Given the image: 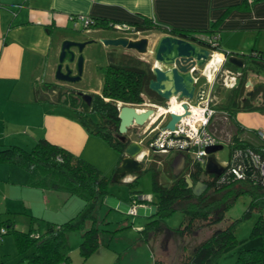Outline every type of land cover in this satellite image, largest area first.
Wrapping results in <instances>:
<instances>
[{"label": "crops", "instance_id": "1", "mask_svg": "<svg viewBox=\"0 0 264 264\" xmlns=\"http://www.w3.org/2000/svg\"><path fill=\"white\" fill-rule=\"evenodd\" d=\"M80 15L95 20L88 33L83 21L77 18ZM146 19L161 24L162 28L154 29L158 37L163 33H173L163 30L164 27L217 34L220 50L212 51L214 55H220L222 60L219 62L223 64L231 54L245 57V54L257 51L264 57V0H0V149L12 145L31 149L40 138L46 137L92 161L87 155L92 153L89 146L101 145V140L96 137L104 138L91 133L79 122L76 111L70 114L48 105L55 101H49L47 95L57 92L48 86L64 82L55 77L61 42L72 36L73 31L79 35L74 37L88 34L86 37L99 38L114 35L112 30L118 29L112 23L135 25ZM100 45L102 53H112L110 46ZM127 51L126 56H140L136 50ZM124 57L119 56L115 60L121 61ZM210 67L206 65V70L204 68L196 76L199 80L204 75L208 76L209 79L199 81V85L208 80V92H213L215 79ZM261 98L262 94L258 99ZM235 117L251 133L264 130V111L241 110ZM128 136L133 140L140 139L136 134L129 133ZM115 151L117 158L113 159V155L110 161L114 164L113 170L121 161V154ZM126 176L133 178L135 173ZM147 201L146 198L141 203ZM156 202L153 201L151 210L150 206L137 207V210L148 213L150 218L156 210ZM82 209L77 193L33 182L29 170L0 157V264H30L26 254L34 248L22 252L15 230L43 234L51 222L62 224ZM10 226L13 227L8 230ZM138 226L140 233L143 226ZM79 233L75 230L69 233L71 259L61 264L119 263L120 257L116 253L120 249L112 250L113 247L109 243L105 245L104 241L97 251L83 258L80 251L83 234L82 231ZM139 238L140 234L133 243L136 246L148 245L147 264H150L151 253L155 264L150 243Z\"/></svg>", "mask_w": 264, "mask_h": 264}, {"label": "trees", "instance_id": "2", "mask_svg": "<svg viewBox=\"0 0 264 264\" xmlns=\"http://www.w3.org/2000/svg\"><path fill=\"white\" fill-rule=\"evenodd\" d=\"M93 19V18H92ZM95 23V20H94ZM140 28L155 27L162 28L155 20H144L135 24ZM174 34L194 39L210 49H219L220 42L213 45L210 40L203 38V32H191L181 28H167ZM212 31V30H211ZM199 39V40H198ZM201 40V41H200ZM221 51L222 48H221ZM226 53L230 54L229 51ZM261 59L264 65V57L259 52L245 54L246 64L243 67L236 66L228 58L223 67L234 73H238V80L230 88L226 100L221 106H217L218 112L225 111L236 128L235 135L229 140L230 155L235 147L250 146L257 151H264L260 139L253 142L248 137H243L242 132L246 130L236 119V113L241 110L264 111V88H259L252 95L246 96V83L251 70V65L256 58ZM251 63V64H250ZM153 76L151 64L145 60L130 55L121 61H113L104 68V83L100 93L93 92L92 102L89 104L82 100L75 91H64L59 83H51L48 87L58 91V101L68 102L76 111V116L91 133L102 136L119 153L124 156L125 147L132 141L131 136L123 140L119 134L120 117L117 101L126 103H142L144 95L150 94L154 101L163 103L164 99L149 88V80ZM262 94L261 102H258ZM156 96V98H155ZM90 111L96 112L99 119H94ZM215 120V119H214ZM213 128V127H212ZM213 130V129H212ZM218 135V133L214 130ZM236 143V144H235ZM157 153V152H156ZM0 157L22 165L31 172L33 182H39L50 187H60L72 193L83 196L92 202L93 208L85 215L81 211L71 219L62 224L50 223L48 230L43 234L33 232H21L15 230L18 238V246L22 252L30 247L34 248L26 257L30 264H61L71 259V245L69 233L80 230L83 239L80 243V251L83 258H88L100 247V230L98 216L95 207L108 193V186L113 180L92 161L81 154H77L68 148L50 141L46 137L40 138L31 148L12 145L0 149ZM151 160L145 170L151 171L153 189L158 193L156 210L150 215L149 220L140 229V238L150 243L155 264H171L162 256L156 255V242L162 236V251H166L167 240L170 237L192 236L193 242L186 243L181 254V259L175 264H214L224 251L239 242L236 229L239 219L227 218V211L242 194L250 196V201L243 216L250 215L253 211L258 213L257 219L252 227L251 237L259 241L256 245L240 247L238 256L233 264H264V177L256 171H248L243 177L229 174L226 180L217 182L218 176L209 173L206 169L190 170L189 165L179 174L174 175L171 160L164 161V171L170 176L166 182L161 180V169L158 167L162 155ZM189 174L194 182L205 181L207 189L200 195H196L188 186L185 176ZM137 176L130 183L138 180ZM133 203H139L146 198L131 195ZM180 210L184 219L179 226H171L167 222V216L174 211ZM226 220L225 225L220 223ZM13 226L7 229H12ZM209 229L208 234L198 239L197 233L202 229Z\"/></svg>", "mask_w": 264, "mask_h": 264}, {"label": "rangeland", "instance_id": "3", "mask_svg": "<svg viewBox=\"0 0 264 264\" xmlns=\"http://www.w3.org/2000/svg\"><path fill=\"white\" fill-rule=\"evenodd\" d=\"M115 34H125V31L121 30H112ZM76 31H73L70 35L74 37L79 36ZM130 33V32H128ZM88 34L80 35V38H86ZM158 38V34L152 35L151 37V46H154L156 40ZM103 47L100 44L90 43L86 45L84 48V70L82 78L75 83L66 82L65 86L70 87H78L80 90H88V91H101L104 83V68L106 67V63L112 60L111 53H102ZM146 56V55H145ZM147 58H151L150 55H147ZM88 59H90L88 63ZM257 61H253L250 64L253 65L255 70H251L248 75V79H252V81H264V65L260 62L261 59L256 58ZM88 63V64H87ZM87 64V67H86ZM223 63L216 62L215 65L209 68L211 71L215 83H214V101L217 106H221L223 102L226 100L227 94L230 91V88L235 84V80L238 79V73L231 72L223 67ZM105 65V66H104ZM199 73V72H198ZM236 76V79H235ZM205 76L201 77L200 82L204 81ZM251 86H248L246 83V89L248 90ZM74 89V88H73ZM51 94V92H50ZM49 101L53 100L54 102H49L48 105L58 109L68 112L70 114H75V109L73 107H69L65 105L64 102L58 101V91L54 95H47ZM57 101V102H56ZM59 102V103H58ZM258 102H261L258 99ZM136 105L142 107V103H136ZM162 110L164 107H161ZM90 115L94 119H99V115L96 112L90 111ZM166 124V122L164 123ZM212 129L218 133V136L223 140L224 147L217 150L215 152V157L220 163H225L230 158V145L229 140L235 135L236 128L233 122L230 120L228 114L218 112L215 120L212 123ZM131 127L129 128V132H131ZM243 137H248L253 142L257 141L256 135L249 129L246 128L244 132H242ZM97 140H101V145L94 144L90 145L89 149H91L90 154L87 155L92 158L93 162L102 170V172L106 175L112 176L114 175L113 165L110 164V161L117 158L118 153L115 151V148L109 143L105 142L106 139H101L96 137ZM236 144V143H235ZM157 154L162 155L160 158V162L158 167L161 169V180L166 182L170 179V176L164 171V161L171 160L175 152L170 151L166 153H156L152 152L148 159L144 162L143 170L140 173H135V177L129 178V176L120 177L118 179H113L108 186V193L106 196L98 202L95 207L96 215L98 218V224L102 227L100 230V238L101 241H104V244L109 243L113 248L120 249L116 255L120 257L118 264H147L148 262V245L140 244L136 246L133 241H135L139 235V224L142 226L148 220V213H142L140 210H137V207L142 209L145 206H150L152 209L153 201H157L159 196L158 193L153 189L152 185V174L151 171L145 170L151 163V160H154L157 157ZM114 155L113 159L112 156ZM137 176L138 180L136 183L131 184L130 182L135 179ZM67 193L66 191H64ZM136 195L137 197L143 196L147 198L148 201L145 203L139 202L135 206V210L131 212V207H133V200L131 199V195ZM79 199L81 200L82 215H85L90 209L93 208L92 202L86 201L83 196L77 194ZM85 200H84V199ZM250 201V196L247 194H242L238 197L236 202L230 206L226 215L229 219H239V223L236 229V234L238 236L239 242L236 245L228 247L222 256L214 263V264H233L238 256V251L242 246L248 245H256L259 243L257 239H253L251 237L252 227L257 219L258 213L253 211L248 216H243L246 212L248 204ZM167 222L171 226H179L184 219V215L180 210L174 211L172 214L168 215ZM221 225L226 224V220H223ZM140 226V227H142ZM209 229L204 228L202 231L197 233L198 239L205 237L208 234ZM76 233H79L80 230L76 229ZM75 233H72L74 235ZM80 234V233H79ZM192 236L187 235L184 238L170 237L167 240V248L166 251H162V236L160 241L157 242L156 245V255L162 256L167 262L171 264L177 263L178 260L181 259V254L183 249L185 248L186 243L193 242ZM194 240H197L194 239ZM81 239L79 240V242ZM148 247V248H147ZM152 250H150V253ZM151 261L150 264H153V255L151 253Z\"/></svg>", "mask_w": 264, "mask_h": 264}, {"label": "water", "instance_id": "4", "mask_svg": "<svg viewBox=\"0 0 264 264\" xmlns=\"http://www.w3.org/2000/svg\"><path fill=\"white\" fill-rule=\"evenodd\" d=\"M94 24V23H93ZM92 25V24H91ZM85 26V31L91 30L90 26ZM117 29V28H115ZM119 30V29H118ZM125 34H115L110 36L96 37H65L61 42L58 63L55 70V77L64 82H77L82 78L85 56L84 48L90 43L102 44L103 46L122 47L127 50H137L141 53L149 52V38L134 37L131 35L134 30H122ZM130 32V33H128ZM199 40V39H198ZM201 41V40H200ZM152 65L153 76L149 80V88L156 92L167 102L174 98H189L199 100L206 93L205 82L201 86L195 73L199 68L205 66L213 56V51L200 44L194 39L186 38L174 33H163L160 35L154 45ZM228 59L238 67L246 64V58L238 54H231ZM194 67V68H193ZM248 86H251L246 92V96L252 95L259 88H264V81H252L248 79ZM88 103H91L93 95L82 90L78 91ZM184 106L188 109L187 104ZM120 126L119 134L123 140L127 139L129 128L132 125H145L156 110L153 107L139 110L133 104L124 103L119 108ZM188 111V110H187ZM181 115L177 112H170V119L166 123L167 127L174 128L175 123ZM148 133V132H147ZM149 134H144L147 138ZM158 135L155 132L144 142L138 140L130 141L125 147L124 156L116 167L113 179L125 176L127 173H140L144 164L139 159V155L145 150ZM224 144L218 143L208 147L209 159L207 162V171L220 174L225 166L215 157L214 153L223 148ZM187 163L186 153L178 151L175 153L172 161V171L174 175L181 174ZM188 186L192 188L196 195L202 194L208 187L205 181L194 182L189 176H185Z\"/></svg>", "mask_w": 264, "mask_h": 264}, {"label": "built area", "instance_id": "5", "mask_svg": "<svg viewBox=\"0 0 264 264\" xmlns=\"http://www.w3.org/2000/svg\"><path fill=\"white\" fill-rule=\"evenodd\" d=\"M77 18L83 21L85 26L94 23V19L84 15H80ZM111 25L119 30L135 31L137 28L136 25L125 22L112 23ZM203 38L210 40L213 45L218 44L217 40L219 38L217 34H206ZM196 78L198 77L196 76ZM185 103L188 109L184 106ZM152 105L155 108L157 106L159 111L151 115L147 129H149L148 134L157 132L158 135L139 155V159H149L152 152L183 151L186 153L187 166L189 165L190 170L205 169L209 157L208 147L220 143L222 140L212 130V123L216 118L218 109L210 93L206 91L198 101L188 98L182 99L177 103L176 108H174V103L171 102L168 106H160L145 101L142 107L137 105V109H147ZM161 107H164V109L161 110ZM173 111L180 114L181 117L175 123V127L170 128L164 123L168 122L170 112ZM222 113L227 114L225 111ZM158 120L159 122L157 123ZM255 135L256 138L260 139V143L263 145L262 148H264V130L256 131ZM140 141L143 142L145 140L140 139ZM223 165L225 168L222 173L217 175V182L226 180L229 174L243 177L249 170L256 171L264 177V151H257L250 146L235 147L229 160ZM136 205L137 203H134L133 207H131V212L135 210ZM2 231H5V229L3 228Z\"/></svg>", "mask_w": 264, "mask_h": 264}, {"label": "flooded vegetation", "instance_id": "6", "mask_svg": "<svg viewBox=\"0 0 264 264\" xmlns=\"http://www.w3.org/2000/svg\"><path fill=\"white\" fill-rule=\"evenodd\" d=\"M136 27H137V25H136ZM155 29V27L153 26V27H147V28H140V27H137L136 28V30L134 31V32H132L131 33V35L132 36H134V37H144V36H146V37H148L149 38V52H146V53H141V52H138L137 50H136V52H137V54L138 55H140V56H137V55H135V56H137V57H139V58H141V59H143V60H145L146 62H149L150 64H151V68H152V65H153V63H154V58H153V52H152V50L154 49V46H151V37H152V35H155L156 34V31L154 30ZM206 46V45H205ZM206 47H208V46H206ZM110 48L112 49V61L111 62H113V61H116L115 60V58H118L119 56H122V57H124V56H126V54H128V51L126 52V50L127 49H124V48H122V47H118V48H116V47H114V46H110ZM133 50V49H132ZM146 55V56H145ZM147 55H150L151 56V58L149 59V58H147ZM207 65V64H206ZM206 65L205 66H202L201 68H199V71L198 72H202V70L206 67ZM223 65V64H222ZM198 72L197 73H195V76H196V74H198ZM205 76V75H204ZM205 78L206 79H209V77L208 76H205ZM198 80H199V78H197ZM200 81V80H199ZM205 82H208L207 83V86H206V91L208 92V90H209V86H210V83H209V81L207 80V81H205ZM204 82V83H205ZM65 83L66 82H63V84L61 85V83H59L61 86H62V88H63V90L64 91H75L76 93H77V95H79L78 94V91L80 90L77 86L76 87H70V86H65ZM72 83H75L76 84V82H72ZM74 88V89H73ZM83 91V90H82ZM84 92H89V93H91L92 95H93V92L92 91H88V90H85ZM210 92V91H209ZM157 94V93H156ZM210 95L214 98V95H213V92H210ZM80 96V98L82 99V100H85L86 102H87V100L82 96V95H79ZM155 98H156V96H155ZM92 99H93V97H92ZM144 99H145V101L146 102H149V103H152V104H157V105H160V106H168V104L171 102V103H178L180 100H182V99H185V97H183V98H180V99H178V98H175V99H171L170 101H166V100H164V102L163 103H159L158 101H154L155 99H154V97L152 98V96L150 95V94H146V95H144ZM189 99V98H188ZM192 100H195V101H198V100H196L195 98L194 99H192ZM144 101V102H145ZM91 102H92V100H91ZM90 104V103H89ZM151 107H153V105L151 106ZM177 107V105L174 107V108H176ZM153 108H155V107H153ZM155 110H156V112L158 113V111H159V108H157V106H156V108H155ZM159 122V120L157 121V123ZM149 123H150V121L147 123V124H145V125H142V126H140V125H137V124H135V125H132L131 126V129H132V131L131 132H129V133H132V134H136V135H138V136H144V134L146 133V134H148L147 132H148V130L149 129H147V126L149 125ZM154 133H151V134H149L148 136H147V138L148 137H151L152 135H153ZM187 167V166H186Z\"/></svg>", "mask_w": 264, "mask_h": 264}, {"label": "clouds", "instance_id": "7", "mask_svg": "<svg viewBox=\"0 0 264 264\" xmlns=\"http://www.w3.org/2000/svg\"><path fill=\"white\" fill-rule=\"evenodd\" d=\"M209 48V47H208ZM211 50H213V49H211ZM118 102V105H119V108H120V106L122 105V104H124V103H126V102H123V101H117ZM128 104H133L134 106H136V108H137V105H136V103H128ZM149 108V107H148ZM217 108V107H216ZM149 122V121H148ZM147 122V123H148ZM146 123V124H147ZM129 134V133H128ZM140 139H144V140H146L147 138H143L142 136H140ZM140 139H138V141H140ZM141 142V141H140ZM144 142V141H143ZM223 142V140H221V142L220 143H222ZM218 144V143H217ZM223 144V143H222ZM147 148V146H145V149ZM168 152H170V151H168ZM178 152V151H177ZM157 153H160V152H157ZM164 153H166V152H164ZM215 154V153H214ZM210 155V154H209ZM208 159H209V157H208ZM141 160V159H140ZM150 159H148L147 161H149ZM142 162H143V164H144V162H145V160H141ZM222 164V163H221ZM223 165V164H222ZM186 166H187V163H186ZM186 168V167H185ZM206 170H207V165H206V168H205ZM185 170V169H184ZM210 173V172H209ZM213 174H216V173H213ZM187 175H189V174H187ZM216 175H218V174H216ZM190 176V175H189ZM191 177V176H190Z\"/></svg>", "mask_w": 264, "mask_h": 264}, {"label": "bare ground", "instance_id": "8", "mask_svg": "<svg viewBox=\"0 0 264 264\" xmlns=\"http://www.w3.org/2000/svg\"><path fill=\"white\" fill-rule=\"evenodd\" d=\"M221 59L220 55L218 53H215V55L213 54V56L211 57V59L208 61L207 65L209 66H213L216 64V62H219ZM206 70V68H205ZM211 76V75H210ZM177 105V103H174V107ZM162 110V108H161Z\"/></svg>", "mask_w": 264, "mask_h": 264}]
</instances>
